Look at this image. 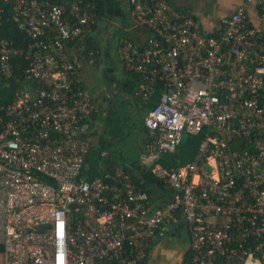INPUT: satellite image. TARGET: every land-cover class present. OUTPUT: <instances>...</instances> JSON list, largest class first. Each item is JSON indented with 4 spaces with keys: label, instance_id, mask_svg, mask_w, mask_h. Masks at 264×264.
I'll list each match as a JSON object with an SVG mask.
<instances>
[{
    "label": "built area",
    "instance_id": "built-area-1",
    "mask_svg": "<svg viewBox=\"0 0 264 264\" xmlns=\"http://www.w3.org/2000/svg\"><path fill=\"white\" fill-rule=\"evenodd\" d=\"M4 5L26 46L2 34ZM128 7L136 36L116 52L129 96L156 98L142 119L149 158L184 133L201 135L197 148L154 169L164 202L122 167L83 177L81 128L98 107L66 46L96 23L95 5L0 0V264H146L182 215V264H264V0H242L211 33L169 0Z\"/></svg>",
    "mask_w": 264,
    "mask_h": 264
},
{
    "label": "trees",
    "instance_id": "trees-1",
    "mask_svg": "<svg viewBox=\"0 0 264 264\" xmlns=\"http://www.w3.org/2000/svg\"><path fill=\"white\" fill-rule=\"evenodd\" d=\"M49 1L52 3H56V4H68L70 2L79 1V0H49ZM80 1L84 3L89 2L95 5L96 23L91 25L89 31L85 33L84 36L80 38L77 37L69 41L67 43V46L73 47L76 44H78L77 55H78V58L81 60V66H83L84 62H87L89 60L91 61V64L92 63L97 64L96 58L97 57L106 58V54H107V51L103 54L102 41L96 38L97 36L96 34L98 33L97 29L100 27L99 24L105 22L107 17H110V15L111 16L112 15L122 16V18L125 19L126 18L125 14H127V12L123 11L124 9V7L122 6V3L124 2L123 0H80ZM105 2H106V11H105ZM127 9L129 10V7H127ZM2 19H3L2 30H1L2 34L7 38L12 39L16 46H23V47L26 46L29 40L25 36L24 32L21 31L17 27V24L14 21L9 8L6 5L3 6ZM127 34L129 35L127 31L123 30L121 39L122 38L133 39V36H130V35L127 36ZM90 56L92 57L90 58ZM71 60L74 61L73 59ZM122 74L125 76V79L128 81L127 83H128V87L130 90L131 87L135 85V79L131 80L126 71H122ZM106 78L109 80L113 79L114 75H111L110 73V75L108 77L106 76ZM11 86L13 87L15 85L11 83ZM6 101L8 100L4 99V102ZM155 101H156V98L152 97L150 102L147 103L145 107L148 109ZM96 116H97V113L93 115V118H96ZM103 128H104L103 132L101 131L102 135L100 136L99 141H98L99 143L98 146L96 147L91 146L85 158L84 164L88 163V167L87 169L85 168L82 169V175H84L88 179L93 178L94 176L100 175L104 172V170H100L99 168L100 164L96 160H93V161L90 160L91 159L90 156L93 154H97L101 159H103V163L105 164L104 166L106 170H110L116 167L115 163L113 162V160L110 158V156L107 153L103 155L106 149L110 147V143L113 142L114 139L120 137L121 135L125 133V126L121 122V118L119 117L117 110L115 108H112V107L108 108V113L105 118ZM130 129L131 128H129V130ZM141 129L143 130V135H144V136L142 135L143 140L141 141V143L142 144L144 143L146 146V144H148V142L152 140V137L149 131L144 127L143 120L141 122V128L139 130L141 131ZM129 133L127 136L130 135ZM200 139H201V135L189 136L187 139L184 140V143L178 146L177 151H175L174 153L159 154V157L156 159V161L149 166L145 164L141 165L140 163L141 153L140 151H138L137 146L133 147L134 151L131 150L133 151V153H138L137 158L131 157V158L126 159L124 155H120V157L117 158L114 155V153L112 155L118 162H127L139 168L142 173L143 178L147 182L152 183V185H149L148 183L142 181V179L132 169L128 168L127 166L122 167L125 171H128L133 175L135 182L141 187H143L148 192L149 196L152 199L156 198V199H160L161 202H164L165 197L167 198L171 197L172 190L165 183L163 177H157L155 175L154 169L158 166V167H161L162 169L169 170L170 168H173V167L185 165L191 160ZM107 141H110V142L107 143ZM139 145L141 146V144ZM93 149H95L96 151L94 152ZM142 152H144L143 148H142ZM153 184H156L157 187H155ZM158 188H160L164 192L165 195L162 194V192ZM184 256H185L184 257V260H185L189 256V251H187Z\"/></svg>",
    "mask_w": 264,
    "mask_h": 264
},
{
    "label": "crops",
    "instance_id": "crops-1",
    "mask_svg": "<svg viewBox=\"0 0 264 264\" xmlns=\"http://www.w3.org/2000/svg\"><path fill=\"white\" fill-rule=\"evenodd\" d=\"M124 1V9H123V11H125L126 10V12L129 14V16H130V20H131V14H130V11L127 9V7H128V0H123ZM169 1H171L176 7H179V8H181V9H186V10H191V12H193L199 19H200V21H201V24H202V30L205 32V33H211V32H215L216 31V29H217V27L219 26V24H220V19L221 18H223V17H227V16H229L235 9H236V7L242 2V0H214L213 1V5H214V8H215V10H217L218 11V9H221V12H219L220 14V18H218L217 20H212L211 18H209V17H205V16H202L201 15V10L199 9H197V8H195L194 6H193V4H192V2H193V0H169ZM199 1H201V0H196V4L199 2ZM198 5V4H197ZM126 8V9H125ZM248 10H249V12H248V14H249V16L253 19V18H255L256 16L253 14V11L251 10V9H249L248 8ZM126 15V14H125ZM122 17V16H121ZM125 20H126V26H125V29H126V27L129 25V22H130V20H128L127 18H125ZM258 23H261L262 25H264V21H262V20H258ZM101 25V24H100ZM127 33H129V35L130 36H132L131 35V33H130V31L129 30H127ZM128 34H127V36H129ZM133 39H134V36H133ZM77 50H78V44H76L75 46H73V47H71V46H66V51H67V53H68V57H70L71 59H73L74 60V62H76L77 63V65H78V70L80 69V66H81V63H80V61L81 60H78V55H77ZM77 60V61H76ZM134 100H137V99H134ZM130 104H131V102H130ZM124 108H125V111H126V118H128L129 119V114H131V112H130V109L128 108V106L127 105H125L124 106ZM132 109H134V108H132ZM101 113H103V112H101ZM107 113H108V111L106 112V114L104 115V121H105V118H106V116H107ZM99 115H101L100 114V111H98L97 112V116H98V118H99ZM126 118H124V119H126ZM127 120V119H126ZM125 121V120H124ZM130 122H128L127 121V124H129ZM103 124H101V125H97L98 127L99 126H101V127H103L102 126ZM128 128V127H127ZM129 128H131V126H129ZM128 128V129H129ZM94 130V128H93V126H92V122H90V123H87V124H84L83 125V127L81 128V133H82V137H84L85 139H87V141L90 143V148H91V146H93V147H95V146H98V141H99V138H100V136L102 135L101 133L102 132H100L99 134H95V135H97V136H95V138H93V137H90L89 136V134H90V132L91 131H93ZM130 131V130H129ZM129 133V132H128ZM124 135V134H123ZM128 135V134H127ZM143 135V130L141 129V131H140V134H139V139L140 140H135V139H133L134 141H132L130 144L132 145L130 148H129V150H128V152H132L133 153V147L134 146H137V149H138V151H140V153L142 154L143 152H142V148H143V150H144V152H147V149H146V146L145 147H143V145H142V143H141V141L143 140L142 139V137L144 136H142ZM122 136V135H121ZM127 137V136H126ZM93 138V139H92ZM124 139V138H123ZM111 141V140H110ZM110 141H107V143L108 142H110ZM141 143V146H142V148H141V146L139 145ZM109 150V149H108ZM131 150H133V151H131ZM108 154L109 155V152L108 151H105V154ZM134 154V156L133 157H135V158H137V155H138V153H133ZM140 154V155H141ZM110 156V155H109ZM140 160H141V165L142 164H145V165H148V163L151 161V159L150 158H142L141 156H140ZM84 166L85 167H83V168H85V169H87V167H88V163H85L84 164ZM100 170H106L105 169V166L104 167H102L101 165H100ZM81 175H82V172H81ZM83 177H85L84 175H82ZM86 178V177H85ZM88 179V178H87ZM91 179V178H90ZM155 198H153V200H154ZM156 201H158V199H156ZM154 203V202H153ZM155 204H157V202H155ZM179 226V225H178ZM177 226V227H178ZM171 228V227H170ZM174 233V232H173ZM166 238H168V236H166L165 238H162V239H156L155 241H154V243H153V245H152V247H151V249H150V252H149V256H148V259H147V262H146V264H182L183 263V261H184V255H185V253L188 251V246H187V243L184 245V246H180L179 244H178V242L177 243H175V249L176 250H174V251H170V252H168V250H167V245H166V247H165V244L164 243H161L164 239H166ZM169 239V238H168ZM160 240V241H159ZM170 240V239H169ZM171 240H173V238L171 239Z\"/></svg>",
    "mask_w": 264,
    "mask_h": 264
},
{
    "label": "flooded vegetation",
    "instance_id": "flooded-vegetation-1",
    "mask_svg": "<svg viewBox=\"0 0 264 264\" xmlns=\"http://www.w3.org/2000/svg\"><path fill=\"white\" fill-rule=\"evenodd\" d=\"M125 26H126V20L123 19L121 16H118V15H112V16L110 15V17H107L105 22L101 23L100 27L97 29L98 33L96 34L97 35L96 38H98L100 41H102L103 50L105 48H107L105 50V52L107 51L106 59H109L110 63L106 64L105 66H103L101 68L100 72L98 73V78H97V75L95 76V71H93L94 69L92 68V67H94V65L91 64L90 60L86 62L89 64V67L87 68V70L83 71L81 74L79 73V77L84 83L90 84V85L92 84L93 87L95 85V88H93V89L88 88V89L90 90V92L94 98V101L97 104L98 111H100L101 115H99V118H98V116H96V118H93L91 120L94 130L90 132L89 136L93 137V138H95V136H97L95 134H99L104 129L101 126L98 127L97 125L104 124V120H103L104 115L106 114V112L108 111V108L110 107L109 106L110 97L105 90V87H104V84H103V81L101 78V74L103 71H104V79L109 83L110 86L113 87V93H114L115 100L118 102L120 107H122V105H124V101H125V103L127 104L128 108L130 109V112H131L132 107H131L130 102H131L132 98L129 96V93L131 92V89L133 88V86L129 90L128 83H127L128 81L125 79V76L122 74L123 65L120 62V60L118 59L117 52H116L117 47H118L120 40H121L120 35H122V31L125 30ZM84 35L85 34H80L77 37L80 38ZM118 35H119L118 39H120V40L116 41V38ZM110 50H113L114 54H111ZM111 58L114 59L115 62L112 61ZM78 60H80V59L78 58ZM80 63H81V61H80ZM114 64H115V66H114ZM118 64H120L121 71H116ZM76 65H77V63H76ZM110 73H111V75H114V78L109 80L106 78V76L108 77L110 75ZM144 103H146V102H144ZM101 112H103V113H101ZM125 123H126V126H128V128H129V125L127 124V120L125 121ZM146 147H147V144H146ZM182 225L184 226V224H182ZM176 229H177V227H176ZM176 229H175V231H176Z\"/></svg>",
    "mask_w": 264,
    "mask_h": 264
},
{
    "label": "rangeland",
    "instance_id": "rangeland-1",
    "mask_svg": "<svg viewBox=\"0 0 264 264\" xmlns=\"http://www.w3.org/2000/svg\"><path fill=\"white\" fill-rule=\"evenodd\" d=\"M213 1L214 0H201V1H199L197 3L198 4L197 5L196 4V0H193L192 4H193V6L195 8H197L198 10L199 9L201 10V15L202 16L209 17L212 20H217L218 18H220V15H219L220 13L219 12H221V9H218V11L215 10L214 5H213ZM124 5L125 4L123 2L122 6L125 7ZM125 12H126V10H125ZM125 17L128 20H130V16H129L128 13L125 15ZM127 30L130 31L132 36H134V37L136 36V31L133 30V28H130V26H127L125 31H127ZM118 38H119V35L117 36L116 41L119 40ZM110 53L114 54V51L110 50ZM91 57L92 56H90V58ZM96 60H97V64H93L92 63L94 65V67H92V68L94 69L93 71H95V76L97 75V78H98V73L100 72L101 68L103 66H105L106 64H109L110 61H109V59H106V58H103V57L102 58L97 57ZM88 67H89V64L84 62L83 66H80L79 73L81 74L83 71L87 70ZM116 71H121L120 64H118V66L116 68ZM86 86L89 89L95 88V85L93 87L92 84L91 85L90 84H86ZM149 102H150V100L147 101L146 103H144L140 99H138V100L131 99V107L134 108V109L131 108V112L132 113L129 114V119H128V118H126V111H125V108H124V106L127 105V104L124 101V105H122L121 113H122L123 119L125 117L127 119V121L130 122L128 125L131 126V129H130L131 131L129 133L130 134L129 136L125 137L122 140H119L118 142H114L113 141V142L110 143V147L108 146L110 148V151L112 152V154L114 153V155L117 158H119L120 155H124V157L126 159L131 158V157L134 156V154L132 152H128V150L132 146L130 143L132 141H134L133 139L140 140L139 139V134H140V130L139 129L141 128V122H142V118H143V113H145L146 110H147V108L145 106ZM102 132H103V130H102ZM189 136H191V135H188V134L184 133L183 137H182V141H181L180 144L184 143V140L187 139ZM142 145L144 146L145 144H142ZM109 148H107L106 151L109 152V150H108ZM93 150H94V152L96 151L95 149H93ZM90 157H91L90 160H92V161L96 160L101 166L105 165L103 163V159H101L97 154H93ZM182 224H180L177 227L176 231H174V233L171 235L173 240H169L168 238H166V239H164L161 242V243L165 244V247L167 245L166 248H167L168 252L176 250L175 249V243H177V242H178V244L180 246H184L186 243H188V234H187V232H186V230H185V228H184V226Z\"/></svg>",
    "mask_w": 264,
    "mask_h": 264
},
{
    "label": "water",
    "instance_id": "water-1",
    "mask_svg": "<svg viewBox=\"0 0 264 264\" xmlns=\"http://www.w3.org/2000/svg\"><path fill=\"white\" fill-rule=\"evenodd\" d=\"M105 11H106V2H105ZM106 49H107V48H105V49L103 50V54L105 53V50H106ZM111 59H112V58H111ZM112 61L115 62L114 59H112ZM114 66H115V64H114ZM101 78H102V81H103V84H104L105 90H106V92L108 93V95H109V97H110L109 106H110V107H113V108H115V109L117 110V113H118L119 117L121 118V122H122L123 125L125 126V133H124V135H122V136H120V137H118V138H116V139L113 140L114 142H118L119 140H122L123 138H125V137L127 136L128 132H129V129L127 128L126 123H125V121H124V119H123V117H122V114H121V107H120V105L118 104V102H117V101L115 100V98H114L113 87L110 86L109 83L104 79V71H103L102 74H101ZM109 155H110V158L113 160V162L115 163V165H116L117 167L127 166L128 168L132 169V170H133V171H134V172H135V173H136V174L142 179V181L148 183L149 185H152V183L147 182V181L143 178L142 173H141V171H140L139 168H137L136 166H134V165H132V164H130V163H127V162H118V161L114 158V156L112 155L110 149H109ZM153 155H154V157H153V158L151 159V161L148 163V166L151 165L153 162H155L156 159L158 158L156 152H154ZM140 156H141L142 158H143V157H144V158H147V159L149 158V154H148V152H143ZM153 185H154L155 187H157L156 184H153ZM158 189L162 192V194H164V192H163L160 188H158ZM164 195H165V194H164ZM175 195H176V194L174 193L173 196H172V199H171V200L174 199V196H175ZM183 219H184V216L182 215V216L180 217V219H178V221L175 222V223L171 226V228L169 229L167 236H168V238H169L170 240L172 239V236H171V235H172L173 232L175 231L176 227H177L178 225H180V224L183 223V221H184ZM165 237H166V236H165ZM165 237H164V238H165ZM159 241H160V240H159ZM187 246H188V243H187ZM245 264H261V263H260L259 261H254V260H252V259H247L246 262H245Z\"/></svg>",
    "mask_w": 264,
    "mask_h": 264
},
{
    "label": "clouds",
    "instance_id": "clouds-1",
    "mask_svg": "<svg viewBox=\"0 0 264 264\" xmlns=\"http://www.w3.org/2000/svg\"><path fill=\"white\" fill-rule=\"evenodd\" d=\"M154 163V162H153Z\"/></svg>",
    "mask_w": 264,
    "mask_h": 264
}]
</instances>
